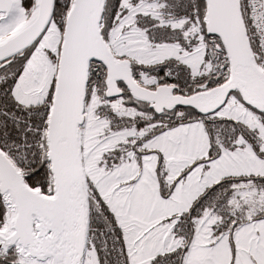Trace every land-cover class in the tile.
<instances>
[{"label":"snow or ice","instance_id":"6c2138e0","mask_svg":"<svg viewBox=\"0 0 264 264\" xmlns=\"http://www.w3.org/2000/svg\"><path fill=\"white\" fill-rule=\"evenodd\" d=\"M0 264H264V0H0Z\"/></svg>","mask_w":264,"mask_h":264}]
</instances>
